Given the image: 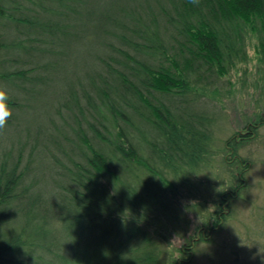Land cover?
Instances as JSON below:
<instances>
[{
	"label": "trees",
	"instance_id": "1",
	"mask_svg": "<svg viewBox=\"0 0 264 264\" xmlns=\"http://www.w3.org/2000/svg\"><path fill=\"white\" fill-rule=\"evenodd\" d=\"M251 37L264 0H0V264H264V116L220 94Z\"/></svg>",
	"mask_w": 264,
	"mask_h": 264
},
{
	"label": "rangeland",
	"instance_id": "2",
	"mask_svg": "<svg viewBox=\"0 0 264 264\" xmlns=\"http://www.w3.org/2000/svg\"><path fill=\"white\" fill-rule=\"evenodd\" d=\"M254 42L255 37H251L249 39V60L245 63L239 64L238 68L233 69L231 73L226 76V80L224 78L223 82L225 83V88L222 89L223 92L220 91L226 106L223 108L229 113V121L225 122V124H228L229 129L231 130L235 129L236 127H243L245 120H248L249 118L264 116V62L259 58V55L255 49L256 47H254ZM212 102L213 100H208L209 104ZM261 132L264 134V126L261 127ZM223 134H225V132H223ZM262 139L264 140V136ZM260 154L264 156L263 152ZM216 167L218 169L222 168L220 159L216 162ZM255 168V171L253 170L254 177H250V180L257 182L259 178H261V175H264V171L259 168L258 165H256ZM259 183L264 185V180H260ZM252 197L260 200L259 202L263 201L264 190L259 188L252 189ZM240 204L242 205L238 207L237 217L235 218L236 220L233 228L234 232L243 231L245 228H241V226L244 227L246 224L255 228L257 223H261V221H258V217L254 218V215L256 214L255 210L252 209V211L249 212V206H246L243 203ZM180 205L183 207L189 217L192 219L196 217L197 212L195 209L184 206L182 201L180 202ZM256 215L258 216V214ZM251 216L253 219H251ZM241 219L243 220V224L240 222ZM259 226L260 224L257 225V227ZM193 229L194 223L191 224L189 231H193ZM225 232V235L228 237H231L233 234L231 231Z\"/></svg>",
	"mask_w": 264,
	"mask_h": 264
},
{
	"label": "clouds",
	"instance_id": "3",
	"mask_svg": "<svg viewBox=\"0 0 264 264\" xmlns=\"http://www.w3.org/2000/svg\"><path fill=\"white\" fill-rule=\"evenodd\" d=\"M11 114L8 91L6 88L0 87V128H3L6 125Z\"/></svg>",
	"mask_w": 264,
	"mask_h": 264
}]
</instances>
